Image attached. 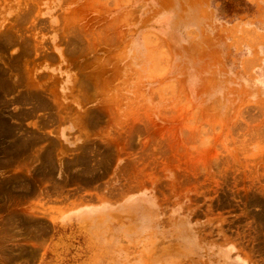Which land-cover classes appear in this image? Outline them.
<instances>
[{"label": "rangeland", "instance_id": "rangeland-1", "mask_svg": "<svg viewBox=\"0 0 264 264\" xmlns=\"http://www.w3.org/2000/svg\"><path fill=\"white\" fill-rule=\"evenodd\" d=\"M223 2L0 0V264H264V0Z\"/></svg>", "mask_w": 264, "mask_h": 264}, {"label": "trees", "instance_id": "trees-1", "mask_svg": "<svg viewBox=\"0 0 264 264\" xmlns=\"http://www.w3.org/2000/svg\"><path fill=\"white\" fill-rule=\"evenodd\" d=\"M236 1H239V0H230L227 2V0H225V2H223V6L221 8V12H223L224 14H231L234 12V4ZM236 13H238L239 11H235Z\"/></svg>", "mask_w": 264, "mask_h": 264}]
</instances>
